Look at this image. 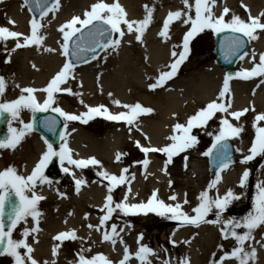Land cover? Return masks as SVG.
I'll list each match as a JSON object with an SVG mask.
<instances>
[{"label":"bare ground","instance_id":"bare-ground-1","mask_svg":"<svg viewBox=\"0 0 264 264\" xmlns=\"http://www.w3.org/2000/svg\"><path fill=\"white\" fill-rule=\"evenodd\" d=\"M95 2L97 0H60V7L55 13V17L53 18L52 14L49 13L42 21L44 27L41 29V34L44 35L45 39L39 49L33 45L11 51L15 47L16 41L11 39L6 42L3 41L5 47L2 49V53L6 57L3 65H1L0 75L6 78L7 87L5 93L0 96V101L17 98L20 95V88L42 89L47 85L64 63V56L61 55L60 43H58V41L62 42V34L57 31L58 27L74 15L82 18L84 11L89 10L91 4ZM105 2L111 3L112 0H105ZM118 2L125 9L129 20L142 19L145 15L143 6L146 4L154 9L152 23L142 34V42H137L135 33H128L126 26H122L125 35L117 47L119 48L118 51L110 50L107 54L104 53L103 57L95 63L76 66L72 70L74 78L70 77L64 87H70L72 93H80V95L59 93V97H56L57 102L64 105L65 111L76 114L85 111L84 104L91 106L104 105L112 112L125 111V109L113 103L115 100H119L121 104L139 102L142 106L154 110L150 114L141 115L135 122L136 127H132L129 132H126V130L131 126L126 125L124 122L120 124L110 122L111 125L116 126V129L106 131L101 137H93L83 128L68 126L67 132L71 134L67 137V140L68 146L72 150V157H95L101 162V165H90L86 169H93L95 172L105 170L116 175H119L123 167L119 162H116V154L123 153L127 149L129 139L133 141L134 145L136 141H139L141 146L145 147H161L167 144L169 140L166 137L172 134L171 128L175 123H182L183 120L185 122L188 116L218 97L219 90L223 85V72L225 71L224 68L214 66L213 63L208 66L212 68L210 70L192 74L182 81L175 79L177 83H180L181 88H176L177 85L174 90L165 89L168 87L165 85L150 91L148 88L149 83L155 82L152 78L158 76L159 71L168 65L170 60L172 61L171 52L175 50L172 44L179 42L184 27L182 21H178L179 28L176 35L171 37L174 42L167 41V39L159 36L163 20L166 18L169 8L172 11L185 10L184 4L182 0H173L170 3L168 2L169 4L166 3L167 0H118ZM222 4L229 6L230 18L232 14H238L242 6H246L252 16H257L264 11V0H216L215 7L212 10L215 15L218 16ZM21 5L22 3L19 0H0V27H8L10 31L30 34L29 20L32 17L30 12L25 7L22 8ZM190 15H194V10ZM9 20L14 21V25L9 24ZM20 42H23L22 38ZM129 43L133 44L127 47ZM251 45L252 51L254 50L257 53L256 59L259 58V53L264 52L263 32L258 33V39L252 41ZM44 48H51L55 51L45 52ZM6 59H10V62L5 63ZM186 61H188V56L180 65L178 72ZM251 67H253L251 56H246L243 60L240 59L237 62L235 69L240 71ZM262 79L264 78L254 77L248 80L234 79L229 82L232 100L230 111L250 109L239 121L232 120L229 117L234 125L242 126L243 130L240 135L246 129H249L251 136H255V130L252 127L254 117L257 114L264 113V83H261ZM109 93H111V96H109ZM35 95L40 101L45 96L43 92H36ZM81 100L83 104L80 103ZM253 108L254 111L251 110ZM173 114H175V117ZM21 115L22 119L27 121L31 114L23 111ZM260 123L261 126H264V122ZM72 129H75V131L73 132ZM145 136L148 139H145ZM240 138L241 136L233 139V142L236 143V149H242V151H238L242 157L246 153L245 144H247V140L244 144L237 142ZM40 140L36 134L30 133L15 150H0V169H3L7 164H12L18 170L22 169L23 173L26 174L33 161L45 149ZM135 148L137 153H141L136 146ZM145 158L150 162L146 170L143 173L136 172L130 175L128 177L131 180L130 185L125 184L117 187H121V190L119 189V201L123 199L125 192L130 187L131 193L135 195V199H129L128 203L130 204L147 201L154 190L157 191L158 198L165 203H183L185 194L189 201L195 198L193 192L197 193L198 196L208 185L206 179H204L205 175L200 174L198 171H194L197 180L189 184L188 181L181 180L176 176H165L160 170L161 161H157L158 158L155 153L150 152L147 157L143 153L142 161ZM141 165L139 163L138 167ZM65 166L70 167L77 179L81 176H88L85 172L86 169H77L67 164ZM231 166L222 171L221 180L216 188L211 190L213 197L217 193L223 196L228 189L237 187L236 185L233 186V181L237 180L241 166ZM68 177L71 181H74L72 175ZM164 180H167L166 183ZM169 181L172 182L171 186ZM183 181L184 186L181 185ZM54 182L49 187L37 188L38 194L46 197V199L39 203L44 205L43 214L39 219L40 231L33 234L38 242H33L31 237L28 240L34 248L33 257L39 261V264H44L45 261L52 264L53 260H55V264H69L70 261H73V258L68 254L66 246L68 241H53L52 237L61 231L74 229L77 236L81 238L74 242L80 248L90 249L91 251L86 253L87 255L91 256L103 252L106 257L113 261V264H116L123 256V245L119 242L114 246L109 242H102V230L95 231L87 227L88 224L98 225L99 218L98 216L95 218L94 211H98L101 205L104 204V198L108 194L107 184L94 182L91 178H88L80 186L81 191L78 194H72L66 188L64 191V188L59 186L56 181ZM176 182L181 183L182 188H177L179 193H176V190L174 191V187L178 186ZM258 183H264V164H262L258 173ZM170 191L176 194L177 201L174 202L168 199L172 195L169 194ZM58 193H64V195L61 196ZM197 203L196 200L192 204L183 205L184 210L190 212L191 207L196 206ZM70 207L74 216H72V213L69 215ZM85 214H87V219H85ZM81 215L84 216L83 219L80 218ZM113 219L114 214L110 221ZM23 227L22 224L17 229L22 231ZM127 229L128 227L124 226L119 236L124 237L123 235L127 234ZM168 232L169 247L175 248L170 241H188L181 248L183 259L186 257L188 264H208V257L211 256L215 247L219 251V255H223L226 248L224 245L232 242L230 238H222L219 225L204 226L203 223L199 227L185 225L179 228L171 227ZM261 237L264 239V227L257 228L253 233V239L250 241L251 247L256 249L255 264H264V247L261 246V243H257L262 241ZM142 243L145 244L144 241ZM54 244L60 245L58 255L55 258L52 256ZM125 244L129 247L127 243ZM217 244L221 245L217 246ZM134 251H136V248ZM169 263L177 264L176 261L171 259H169ZM129 264H138V261L132 259ZM224 264H237V262L232 259L225 261Z\"/></svg>","mask_w":264,"mask_h":264},{"label":"snow or ice","instance_id":"snow-or-ice-1","mask_svg":"<svg viewBox=\"0 0 264 264\" xmlns=\"http://www.w3.org/2000/svg\"><path fill=\"white\" fill-rule=\"evenodd\" d=\"M182 2L185 10L169 11L163 20L162 28L159 32V36L169 39L170 25L175 21H182L184 25H189L188 30L183 34L182 44L173 45V49L181 47L182 50L179 52L173 50L171 52L172 62L161 69L158 76L152 78L155 82L149 83L148 88L150 91L163 87L167 81L177 75L180 65L189 55L190 42L195 36L205 32V30H210L213 34L228 33L220 41L221 54L228 62H231V58L238 54H240L239 58L241 60L249 56L248 51L245 50L246 45L258 39V31L264 32V11L257 16H252L247 7L244 6L245 11L248 12L247 20L241 19L235 14H232L230 19H226L230 11L228 8H224L218 16L212 11V6L216 0H192V2L190 0H182ZM21 7L28 8L29 12L32 13V18L29 20L30 34L10 31L8 27H0V41L6 42L9 39L16 41L15 47L11 51L33 45L39 49L45 39L44 35L41 34V29L44 27L42 21L49 13L52 14L53 18L55 17V13L60 7V0H23ZM143 7L145 15L142 19L129 20L125 9L118 0H112L111 3L105 2V0H97V2L91 4L89 10L84 11L82 18L78 15L72 16L71 19L61 24L57 29L62 34V42L58 41V43H60L61 55L65 57V62L60 70L44 88L23 87L20 88V95L17 98L0 101V117H5L7 123V135L0 138V150H15L24 138L33 132L34 121L25 122L22 119L21 114L24 110L29 111L33 115L35 113H55L56 116H45L42 118L39 126L47 132L55 133L57 125L61 122V120L57 119L59 117L62 119L65 129L59 133L61 143L58 149L47 139H44L46 150L41 154L28 175L20 174L18 169L12 165L0 170V256L12 258L13 264H39V261L32 255L34 248L28 240L31 237L33 242H38L33 235L40 231L39 219L42 213L38 205L46 197L38 194L37 188L44 184L51 185L53 183L44 174L48 164L53 159L59 160L61 171L73 176L77 192L85 181L82 178H75L70 167H66L65 164L75 166L77 169H84L90 165H101V162L95 157L87 159H74L72 157V150L68 146L67 140V137L71 134L67 132L69 122L78 121L86 124L94 116L99 115L109 121L124 122L126 125L131 126L129 127V131H131L132 127H136L135 122L141 115L150 114L154 111L151 108L142 106L139 102L121 104L119 100H115L113 103L125 109V111L110 113L104 105L93 107L84 104L87 111L74 114L58 106L56 99L58 93L80 95V93H72L70 87H64L69 78L72 77V70L76 67L77 62L88 63L90 59L96 60L98 50L105 52V54L110 49L115 50L120 45L121 38L125 35L122 26H126L128 33H135L137 42H142V34L152 23L154 11L147 4ZM193 10L194 16L190 15ZM8 23L14 25L12 20H9ZM21 38L22 43L20 42ZM44 51L52 52L55 50L44 48ZM256 56L257 53L253 50L251 53L253 67L250 69H242L234 74L225 73L223 85L216 99L208 102L204 107L199 108L194 114L188 116L185 123L177 122L172 126V134L166 137L171 143L162 147H145L141 146L139 141L135 142V146L145 154V157L150 152L164 154L167 158L164 161L163 170L167 174V165L172 162L174 156L197 145L198 138L193 134V129L205 128L217 113L221 114L217 132L215 134L207 133L212 137V144L202 153L203 156L210 158L215 154V178L199 193L197 196L198 203L196 206L191 207L190 212L185 211L183 207V205L190 203L186 194L183 203L175 202L177 201L175 193L168 197L170 201L175 203H165L158 198L157 191L154 190L146 203L130 204L128 203L129 199H135V195L131 193V188L129 187L123 199L116 202L112 195L113 190L120 185H130L131 183V180L126 176L128 169H121L119 175L108 173L105 170L96 172V175L102 180H107L108 194L105 196L103 207L100 209L104 214L99 217V224H88L87 227L95 231L104 229L102 241L109 242L113 246L117 242L123 245V256L116 264H129L133 258L138 261V264H151L149 257L156 255L149 246L141 243L142 234L137 237L138 247L135 253H132L123 238L119 236L123 228H120L115 223L111 224L110 230L106 228L108 222L113 218V214L117 212L124 216L155 213L165 219L178 222L179 226L191 225L199 227L201 223L219 225L222 238L233 239L235 246L231 252H225L220 255L218 261H211V264H224L225 261L232 259L237 264H255L256 249L251 247V244L246 247L245 242L253 239V233L257 228L264 227V183L257 184V193L252 201V211L242 218L223 219V215L229 205L234 200L240 199L232 189H228L223 196L217 193L215 197L210 195V191L216 188L221 180V172L232 163L228 141L239 138L243 130L242 126L234 125L229 117L232 120L239 121L242 116L250 111L249 108L230 111L232 100L229 82L233 79V76L244 80L254 77L264 78V52L259 53L258 63L255 62ZM8 62H10V59L5 60V63ZM33 67L35 66L33 65ZM261 83H264V79L261 80ZM6 87V78L0 77V96L5 93ZM36 92L45 94L42 102L36 97ZM109 96H111V93H109ZM80 103L83 104V101L81 100ZM251 110L254 111V108ZM173 115L175 117V114ZM260 122H264V113L257 114L254 117L252 127L255 130V137L251 141L247 153L243 155L240 161L241 164H247L257 156L264 157V126H261ZM14 124L17 126H13ZM72 131L74 132L75 129H72ZM145 139H148V137L145 136ZM236 150L242 151L240 148ZM121 155V153L116 154L115 160L117 162L120 161ZM184 159L186 167L188 157L185 156ZM139 163L147 166L149 160L145 158ZM249 174V170L245 168L239 180L241 188L245 186ZM132 178L134 179V176ZM171 184L172 182L169 181L170 186ZM58 195L63 196L64 194L58 193ZM210 213H214L215 219L208 218ZM5 216H7V222H5ZM29 218L32 221L31 228L27 226ZM85 219H87V214H85ZM22 224L24 227L20 231V238H14L15 230ZM240 229L243 231H238ZM52 239L53 241L65 242L81 238L77 236L74 229H70L59 232ZM170 242L175 246V241ZM184 243H188V241H184ZM257 243H261V246L264 247V239ZM59 247V244H54L52 247V256L54 258L58 255ZM90 251V249L81 247L76 259L70 261L69 264H113V261L102 253L87 255L86 253ZM44 264H48V262L45 261ZM52 264H55V260H53ZM163 264H169V261L165 260ZM179 264H188V259L185 257L179 261Z\"/></svg>","mask_w":264,"mask_h":264},{"label":"rangeland","instance_id":"rangeland-1","mask_svg":"<svg viewBox=\"0 0 264 264\" xmlns=\"http://www.w3.org/2000/svg\"><path fill=\"white\" fill-rule=\"evenodd\" d=\"M19 1L21 3H23L22 0H19ZM171 1H173V0H167L166 3H168V2L170 3ZM190 2H192V0H190ZM224 8H226V6ZM169 11H172V9L169 8ZM221 12H219L218 15H220ZM235 15L239 16L241 19H244V20H247L246 18L248 17L245 10H242V9L239 11L238 14H235ZM226 19H230V11H229ZM181 26H182V24H181ZM187 26L188 25H184L183 29L186 28ZM178 28H179L178 21H177V23L172 24L170 26V29H169L170 31L168 33V35H170L169 36L170 38L167 39V41H173L174 42L173 39L171 40V37H172V35H176ZM258 33H259V31H258ZM263 34H264V32H263ZM213 38H214V34L210 30H205V32L197 35V37L190 44L191 48H190V52L188 55V61H186V63L182 66L180 71L177 73V76L165 84L166 86H168L165 89L174 90L175 86H177V85H178V87H176V88H181L180 83H177V81H175V79L182 81L184 79L189 78L192 74H198L203 70L212 69L208 66H210L213 63H214V66H216V63L214 61V52H213ZM251 42H250V50H249L250 55L253 52L251 49V47H252ZM132 44H130V43L127 44V47H130ZM172 45H178V42L176 44L173 43ZM3 47H5V45L3 44V41H0V68L2 67L1 65H3V61L6 57V55L2 53ZM110 50H108V51H110ZM118 50H119V48H116L114 51H118ZM176 50L177 49L175 48V51ZM104 53L105 52L102 51L97 56L96 60H91L85 64L95 63L96 61H98L99 59H101L103 57ZM224 75H225V73L223 72V76ZM0 77H2V76L0 75ZM175 82H176V84H175ZM66 99H68V98H66ZM58 104L63 106V104H61L60 102ZM25 111L27 112V110H25ZM220 117H221V114L217 113L216 116L212 120H210V122H208V124L205 128L193 129V134L196 135L198 138L197 145L192 149H188L187 151L181 152L178 155L174 156L172 159V162L167 165V169H166L167 174H164L165 176H169V175H172L173 177L176 176L177 178H180L181 180H184V181H188L187 183L192 184L191 182H195L197 180V176H196L195 172L198 171V172H200V174L205 175L204 179H206L208 184L211 180L214 179V177L212 175H210L209 171H208L207 157L203 156L202 153L204 151H206L209 148L210 144L212 143V137L209 136L207 133L211 132V133L215 134L217 132V130L219 128ZM183 122H184V120H183ZM69 123H72V124L68 125L71 128H76V127L77 128H83L85 131L89 132L93 137H98V136L101 137L106 131L116 129L115 128L116 126H113L111 124H107L106 122H103L101 120V118L96 117V116H94L93 119L89 120L86 124L80 123L78 121H72ZM240 136H241V138L237 142H242L244 144V143H246L245 140H247V144H245L246 145V153H247V149L250 147L251 141H252V137H251V134L249 132V129H246ZM231 140H232V142L234 141L233 139H231ZM167 143H171V141H169ZM233 143H234V145L236 144L235 142H233ZM121 154H122V157L120 158L119 163L123 166L122 169L123 168L128 169V175H127L128 177H129V175H132L133 173H136V172L140 173L143 171V169L141 170L140 166L138 167L139 162L142 161V159H143V155L139 152L138 153L136 152V148H135L133 141L131 139H129V141H128L127 149L125 151H123V153L121 152ZM237 155H238L237 160L234 163H232L231 165H236L239 167L241 166V171L239 172V174L237 176V180L233 181L234 182L233 186L236 185L237 187H235V188L232 187L231 189L234 191V193L236 195H238L240 197V199L234 200L229 205L227 211L223 215V219H225V220L232 218V217L242 218L245 215H247L250 211H252V201H253V197L256 195V190H257V188H256L257 182L256 181L258 179L259 169L262 166V164H264V157H261V156L255 157L253 160L249 161L247 164H241L240 161H241L243 156L241 157L239 155V152L237 153ZM185 156L188 157L186 167H185V159H184ZM157 158H158L157 161H159V162L163 161V163H164V161L166 160L167 157L164 154L159 153ZM231 165H230V167H232ZM182 166H184V167H182ZM163 167H164V165H163ZM245 168H247L249 170L250 174H249V177L246 181L245 186L243 188H241L239 186V180H240V177H241L243 171L245 170ZM154 170H156V169H154ZM86 172H88V174L91 178H93V179L98 178L97 181H101L99 179L100 177H98L96 175V172L93 169L92 170L86 169ZM47 177H51V176L48 175ZM202 178H203V176H202ZM164 181L166 183L167 180H164ZM184 181L182 184L176 182V184L178 185L177 187L176 186L174 187L175 188L174 191L176 190L175 191L176 193H179L177 191V188H182L181 185H183V186L185 185ZM57 182H59V186L64 188V191L67 189L72 194L76 191L75 185L69 180V178H67V176H65L64 173L59 174V179ZM119 189L121 190V187L120 188L116 187L112 193L114 200L116 202H119ZM59 190L61 191L62 189H59ZM252 192H253V195H251L252 197H250L249 195ZM173 193L174 192H172V191L169 192V194H173ZM193 193H194L195 198H196L197 193H195V192H193ZM210 195H212L211 191H210ZM195 198H192L191 200H189V202H190L189 204H192V202H195L197 200V198L196 199ZM43 206L44 205H40V204L38 205V208L42 214H43ZM69 209H70L69 212L72 213V216H74L72 208L70 207ZM94 214H95V218H96V216H98V218H99L101 216V211L100 210L94 211ZM83 217L84 216L81 215L80 218L83 219ZM208 218L209 219H215L214 213H210ZM97 223L99 224L98 221H97ZM113 223L117 224L120 228H123L124 226L128 227L127 234L123 235L124 237H122V238H123L124 242L129 245L132 253H135L134 250H135V248L137 250V247H138L137 237L140 234L143 235L142 241H144L145 245L149 246L156 253V255L149 257L151 264H160V263L163 264V262L165 260L169 261V259H171L172 261H176L177 264H179V261L183 259L181 248H182V245L185 244L184 241L182 240L181 242H179V241L175 242V248L172 246L169 247L170 245L168 243V240H169L168 229L171 227H176V228L181 227V226L177 225L178 222L172 221L169 219H165L164 217L158 216L155 213H147V214L141 213V214H136V215L124 216L123 214L117 212V213H114V219L112 221L108 222V224L106 225V228L110 230V226ZM203 224H204V226L216 225V224H207V223H203ZM27 226L28 227L32 226V223H30V219L28 220ZM19 227H20V225H19ZM101 230H103V232H104V229H101ZM238 231H243V230L240 229ZM217 233H216V235H218ZM14 235H15V238H17V239L20 238L19 237L20 236L19 229L15 230ZM217 238H218V236H217ZM261 238L263 239V237H261ZM142 241H141V243H142ZM231 241L232 242H229L228 244L224 245L226 247L224 249V253L230 252L232 250V248L235 246V241L233 239H231ZM102 242H104V241H102ZM249 244H251L250 241L245 242L246 247ZM220 245L221 244H217V246H220ZM66 246L68 248V254L73 258V260H75L77 257V253L80 251L81 248L79 246H77V243L74 241H68ZM251 246H252V244H251ZM102 254H104V253L102 252ZM219 256H220L219 251L215 247L212 251L211 256L208 257V259H209L208 264H211V261H213V260L218 261ZM208 259H207V261H208ZM12 263H13L12 258H10L8 256H0V264H12Z\"/></svg>","mask_w":264,"mask_h":264},{"label":"water","instance_id":"water-1","mask_svg":"<svg viewBox=\"0 0 264 264\" xmlns=\"http://www.w3.org/2000/svg\"><path fill=\"white\" fill-rule=\"evenodd\" d=\"M216 59H217V62H219L220 64H225L223 59L218 58V57ZM230 151H231V156H232V161H233L235 159V156H234V152H233L231 145H230ZM211 164H212L211 171L214 173L216 171V159H215V162H212Z\"/></svg>","mask_w":264,"mask_h":264}]
</instances>
